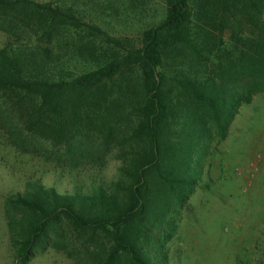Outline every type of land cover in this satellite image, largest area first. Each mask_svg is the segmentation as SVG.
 <instances>
[{"label": "trees", "instance_id": "obj_1", "mask_svg": "<svg viewBox=\"0 0 264 264\" xmlns=\"http://www.w3.org/2000/svg\"><path fill=\"white\" fill-rule=\"evenodd\" d=\"M80 1L0 0V137L73 186L32 176L6 198L14 261L54 248L76 264H168L207 147L264 92V0H164L136 39Z\"/></svg>", "mask_w": 264, "mask_h": 264}, {"label": "rangeland", "instance_id": "obj_2", "mask_svg": "<svg viewBox=\"0 0 264 264\" xmlns=\"http://www.w3.org/2000/svg\"><path fill=\"white\" fill-rule=\"evenodd\" d=\"M80 2L83 7L104 11L102 17L94 19L111 35L133 39L139 36L138 26L163 15L165 3L135 0V9H128L127 3L118 10L109 7L107 0ZM135 12L139 15L133 19ZM30 30L25 28L23 32L33 38ZM9 35L0 29V49ZM59 37L62 44L69 38L67 34ZM59 37L55 36L53 41L58 42ZM206 151L198 186L167 245V263L264 264V92L241 106L228 136L212 140ZM119 164L109 157L104 168L108 179L115 177ZM59 174L38 156L18 154L0 137V264H16L5 218L6 198L23 191L32 176L41 177L47 186H55L61 192L72 190L69 177L61 178ZM28 264L76 263L63 251L49 248Z\"/></svg>", "mask_w": 264, "mask_h": 264}]
</instances>
